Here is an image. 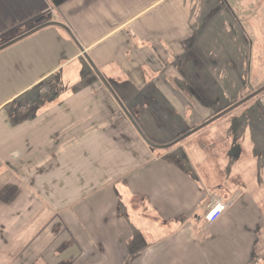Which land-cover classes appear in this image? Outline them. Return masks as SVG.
<instances>
[{
  "label": "rangeland",
  "instance_id": "rangeland-1",
  "mask_svg": "<svg viewBox=\"0 0 264 264\" xmlns=\"http://www.w3.org/2000/svg\"><path fill=\"white\" fill-rule=\"evenodd\" d=\"M219 4L221 7L214 12L215 16L207 18V21L211 19L213 26L204 24L206 18L196 14L198 32L209 30L202 34L209 38L200 39L201 35L196 34L197 47L192 49L191 55L182 58L181 68L172 72L170 78L164 72L149 70H138L131 79L125 72L108 75L112 79L118 75L120 81L127 84L113 89L145 136L156 145L176 141L264 87V0H219ZM24 32L22 35L29 31ZM22 35L8 42L0 40V47ZM34 37H28L0 52V106L12 98L1 106L0 122L10 115L9 120L3 123L7 137L12 140L17 132L29 133L23 136V145L30 147L33 141L41 145L37 152L39 168L36 169L39 195L48 197L50 192L61 193L62 198L54 203L60 209L58 214L61 210L67 214L69 207L76 209L75 216H67L68 224L64 226L67 230L56 233L59 235L46 247L49 264H89L92 261L99 264H157V253L142 256L144 247L149 244L141 226L144 224L150 231L156 229L161 215L157 206L158 191L169 195L172 193L169 188L176 191L177 184L183 188V197L176 194V199H183L178 218L183 223L182 228L193 230L198 239L206 230L209 235L208 227L211 225L205 222L208 208L216 201H224L229 208L219 225L213 228L215 250L219 249L221 253L225 246H229L228 254L238 260L237 264H241V247L236 241L242 235L247 241H253L245 261H264V94L176 147L157 150L141 139L89 63L85 62L82 67L81 62L85 60L77 66H70L75 67L76 72L71 73L68 80L64 78L65 73L62 74L67 71V66L34 91H31L34 88L24 91L33 78L28 77L30 70H18L17 47ZM137 58L140 60L141 56ZM188 59L196 64H186ZM45 70L43 66L37 71ZM159 76L162 80L156 81ZM200 82L201 85L204 82L205 86L201 87ZM78 95L80 102L84 100L81 104H68L76 102ZM66 97L68 101H73L64 103ZM57 107L61 109L56 110V114H66L75 107L76 114L85 119L62 121L57 126L64 128L63 132H57L59 135L46 136L45 126L36 133L33 129L37 127L35 123L39 116ZM82 122L84 135L71 132ZM67 127L70 129L69 135H65ZM24 129L28 132L25 133ZM51 129L47 128V132ZM6 146L16 147L14 144ZM52 147H80L78 153L85 147V158H80V155L77 168L75 165L69 168L78 172V182L77 176L70 173L65 185H62L61 179H56L57 183L53 185L54 178L50 180L49 175L55 173L53 169L57 167L55 158L53 162L49 161ZM31 164L22 166L19 173L22 182L26 180L28 183L32 179L31 172L35 168H31L34 165ZM134 167H138L136 175L132 171ZM144 170L148 175L141 177ZM177 175L186 177L183 184ZM8 179L12 180L5 183ZM15 180L10 171L0 175V185L14 182L19 188L12 186L14 194L11 191L7 195L0 194L3 197H0V201L6 204L13 202L23 187L22 205L29 208L27 198L31 194L24 186L29 188L30 184L19 185ZM143 180L147 184L145 193L148 195L150 192L149 197L146 199L140 191L133 197L132 184ZM43 190L47 192L43 193ZM92 193L96 198H92ZM46 201L49 202V199H40L39 206ZM113 201L116 203L115 210H112ZM48 205L52 206V203L42 206L43 215L36 214L29 220V223H37L32 226L33 231L27 229L17 237V243L23 247L20 260L15 264H46L43 247L51 240L49 232H58L60 225L56 224L57 220H53L51 225L47 224L51 212ZM132 208L135 217L129 219L127 214ZM46 210L48 213H43ZM103 218L109 220L107 225L102 223ZM161 222L170 226L176 219ZM225 230L227 232H223ZM71 231L76 235L72 233L71 236ZM152 235L155 238L149 242L151 244L157 242L153 232ZM37 236L34 247L25 248L26 239L30 237L34 241ZM64 244L67 246L61 249ZM185 256L184 261L188 263L192 255ZM8 257L12 258L9 255L4 258ZM173 259H179L178 263L182 260L178 253H174ZM172 261L167 264H174ZM218 262L215 258L214 264Z\"/></svg>",
  "mask_w": 264,
  "mask_h": 264
},
{
  "label": "crops",
  "instance_id": "crops-1",
  "mask_svg": "<svg viewBox=\"0 0 264 264\" xmlns=\"http://www.w3.org/2000/svg\"><path fill=\"white\" fill-rule=\"evenodd\" d=\"M220 7L219 0H0V40H7L8 42V40L22 35V31H30L43 23L60 22L67 26L74 34L77 42H79L89 56H91L95 65L111 83L110 85L112 87H125L127 84H123V81H120L121 79L118 75H114L113 79L109 76L125 72L131 79L138 70L143 72L149 70L150 72H164L168 75V78H170L172 72L179 71L182 66V58L191 55L192 49L197 47L195 41L198 37H196V34L201 35L200 39L208 40L209 38V36H202V34H206L209 30L198 32L197 26H195L197 25L196 14H200L206 18L204 24L213 26L210 23L211 19L207 21V18L215 16L213 15L214 12L219 10ZM198 9H201V12H198ZM40 19L44 20L37 25ZM211 30L212 27L210 31ZM40 32L41 33H37L38 35L34 34V38L29 39V41L25 43H21V45L17 47L18 56H16V64L18 70L20 72L30 70L28 73L31 74L28 77L33 78L26 84L24 91L26 89L30 91L32 88L34 89L31 91H34L38 87L46 84L53 76L62 72L67 66V71L62 74L65 73L64 78L68 80L70 74L76 72V68L70 66H77L79 62L85 60L83 63L81 62L83 67L85 62H87L78 46L71 41L66 31L49 27ZM137 56H141V59L139 60ZM192 62L195 63L191 59H188L186 64H192ZM140 65L142 67L147 66L148 69L146 67L141 69L138 67ZM43 66L46 70L44 72H38V68ZM159 80H162L161 76H159L156 81ZM157 86H159V84ZM163 86L167 85L163 84ZM75 98H80V95ZM11 99L12 98L3 102L2 105H5ZM81 99H83V97ZM72 101L73 99L68 101L66 97L63 102L68 103ZM79 102L78 99L76 102L68 104H78ZM68 104L66 106H69ZM75 107L72 108V111L69 109V112L66 114H56V110L61 109V107L52 108L51 111L41 114L38 121L36 120L35 123L37 127H34L33 130L37 133L45 126L44 130L46 131V136H52L54 134L59 135L60 133L57 132H63L64 130L63 127H57L62 121L85 119H82L76 114ZM9 116L6 115L3 118L4 121H8ZM4 121L0 122V138L2 137V142L0 143V175L2 173L4 175L10 171V173L13 174V178L16 179L15 182L17 181L19 185L23 184L24 186L25 183L30 184L28 186L29 188H27V186L24 187L28 189L29 194H31L30 197L27 198L29 201L28 203H30L29 208L26 206L27 209H25L26 207L23 208L25 205H22L21 197L24 193L23 187L21 191L19 190L20 193L13 202L6 204L0 201V264H15L20 260L21 248L23 247L22 245L19 246L17 243V237L27 229L30 232L33 231L32 226L37 225V223H29V220L36 214H42V206H44L45 203H52V206L48 205V207L50 206L51 212L49 213V222L47 224L51 225L55 220L59 222V218L57 217L60 215L65 217L66 214L63 213L62 210L61 213L58 214V210L60 209H57L54 204L58 199L62 198L63 195L61 193L55 192L54 194V192H50V196L42 197V194L39 195L38 187L36 188V186H39V176L36 170L39 168L37 152L39 150L38 147H41V145L33 141L30 147H25V145H23L25 140L23 136H28L29 133L18 134L17 132L15 138H12L14 142H12L11 138L4 134ZM83 126V122L79 123L71 132L81 135L82 132L85 131L83 130ZM49 127H52V129L48 133L47 128ZM55 128L57 131H55ZM67 128L68 130L65 135L70 134V129L69 127ZM27 132L28 131L25 130V133ZM40 134L41 133L38 135ZM84 134L85 133L82 135ZM61 137L64 139L63 135ZM11 144H14L16 147L6 146ZM79 148L80 147L51 148V159H49V161L51 160L50 162H53L52 159L55 158L54 162L57 167L53 169L55 173H50L49 175L50 180L54 178L52 181L53 185H56V179H61L63 181L62 185H65L66 180H69L70 173L71 175L77 176L75 178H77L76 180L78 182V172L75 170L71 171L69 168L71 165H75L77 168L78 161L81 160L79 159L80 155V158H85V147H82L80 150L82 154L81 152L78 153ZM35 154L36 159L34 158ZM31 162L34 164L31 168H35L31 172L34 176L32 175L30 177L32 179H30L28 183L26 180L22 182V176L19 174L22 170V166L28 167L32 165ZM46 164L50 163L46 162ZM137 170L138 167L132 168L134 175L137 174ZM57 171H59L58 176ZM141 172L143 173L141 177L148 175L146 170ZM134 175H131V177ZM177 176L179 182L183 184L186 177ZM63 178H65V180ZM9 180L12 179H8L5 183L9 182ZM12 186H14L15 189L17 188L14 182L4 186L0 185V194L7 195L9 191L14 194L15 189H12ZM146 187L147 184L145 180L141 181V183H133L131 187L132 194L134 193L133 197L140 191L147 199L150 192H148V195L145 193ZM181 188L182 186L180 184H177L176 191L172 190L174 188L170 187L169 189H171L172 193L169 195H166L165 192L158 191L159 202L157 206L161 212L159 223L156 229H152V231L147 230L144 224L141 226L142 233L144 237H147L148 243L154 241L155 237L152 235V232L157 237L158 252L156 257L158 264H167L171 262L174 253H178L179 257L182 258L179 263L177 262L179 259H173L172 262L174 264H214L215 258L216 261H219V264H237L238 260L232 259L227 252L229 246H225V250L222 249L223 252L221 253L219 249L215 250V229L213 228L218 226L217 223L219 222L209 226V235H207L208 230H206L200 239L197 237L195 238L193 230L181 227L183 223L182 221L180 223L178 218L183 199H176V194H178L179 197H183ZM60 190H62V188ZM44 192L46 193L47 191L43 190V193ZM2 195H0L1 199L3 198ZM44 198H46V200L49 199V202L46 201L39 206V200ZM66 206H69V204ZM146 206H148V203ZM132 210H134V208L131 209L130 214H127L129 215V219L130 217H135V213ZM43 213H48V211L46 210ZM53 214L54 216H52ZM23 216H25V220ZM139 219L142 220V218ZM169 219H176V222H173L170 226L162 224L161 221L166 223ZM142 221L144 223V220ZM186 230L187 232H185ZM223 232H227V230ZM49 235L51 240L45 244L43 247L44 250L54 238L52 232H49ZM237 240L238 246L241 247V264H264L263 260L246 262V253L250 245H253V241H247L242 235L241 238ZM37 241L38 236L34 241L29 237L26 239L25 243L27 244H25V246L27 247L25 248L30 249L34 247ZM8 255L12 256V258L8 257V259H5L4 257ZM185 255H192L188 263L184 261L186 258Z\"/></svg>",
  "mask_w": 264,
  "mask_h": 264
},
{
  "label": "water",
  "instance_id": "water-1",
  "mask_svg": "<svg viewBox=\"0 0 264 264\" xmlns=\"http://www.w3.org/2000/svg\"><path fill=\"white\" fill-rule=\"evenodd\" d=\"M43 20L44 19H40L38 21V23L43 22ZM49 27H57V28H60V29L66 31L68 33V35L73 40V42L78 46L81 54L86 59V61L89 63L90 67H92V69L95 72V74L102 81V83L104 84V86L106 87V89L109 91L110 95L113 97V99L115 100V102L117 103V105L119 106V108L122 110V112L124 113V115L130 121V123L134 127V129L137 131L138 135L141 137V139L150 148H153V149H157V150H162V149L163 150H167V149H170L172 147H176L177 145H179L180 143L184 142L185 140H187L191 136H193V135L201 132L202 130L210 127L211 125L215 124L219 120H221L224 117L228 116L232 112H234V111L238 110L239 108H241L242 106L246 105L248 102H250V101H252L254 99L256 100L257 97H259L262 94H264V87H262L261 89L255 91L254 93H252L248 97L244 98L242 101L238 102L237 104L233 105L232 107L228 108L227 110L223 111L222 113L216 115L215 117H213L209 121L203 123L202 125H200L197 128L193 129L189 133H187V134L181 136L180 138L176 139V141H173L172 143L167 144V145H156V144L152 143L145 136L146 134H144L143 130L139 127V125L136 122V120L133 119V116L131 115V113L129 112V110L127 109V107L124 105V103L121 101V99L119 98V96L117 95V93L115 92V90L113 89V87L110 85V83L108 82V80L105 78V76L101 73V71L95 65L94 61L91 59V56H89V54L86 52V50L79 44V42H77V39L74 36V34L64 24H61L60 22L43 23V24L39 25L38 27L32 29L28 33L22 35L21 37H19V38L15 39V40L11 41L10 43H8V44L0 47V52L6 50L7 48H10V47L18 44V43H20L21 41L27 39L28 37L33 36L34 34L40 32L42 29L49 28Z\"/></svg>",
  "mask_w": 264,
  "mask_h": 264
},
{
  "label": "trees",
  "instance_id": "trees-1",
  "mask_svg": "<svg viewBox=\"0 0 264 264\" xmlns=\"http://www.w3.org/2000/svg\"><path fill=\"white\" fill-rule=\"evenodd\" d=\"M200 85H201V82L199 83ZM205 85H204V82H203V84L201 85V87H204ZM204 94V93H203ZM263 95V94H262ZM149 192V191H148ZM141 193V192H140ZM101 194V193H100ZM92 198H96V195L94 194V193H92ZM116 209V203H114V201L112 202V210H115ZM75 208L74 207H69V211H68V213L65 215V217H63V215H60L59 216V220H60V222H58L57 223V225H59V230H58V232H53L52 231V233H53V235H54V237L55 236H57V235H59L60 233H62V232H64V231H66L67 229L66 228H64V226L65 225H67L68 224V218H67V216H69L70 214L71 215H73V216H75V214H76V212H75ZM112 210H110L109 212H111ZM76 218V217H75ZM222 219V218H221ZM220 219V220H221ZM103 220H104V218H103ZM220 220L218 221V222H220ZM102 223L104 224V225H107L108 223H109V220L107 219V220H104V221H102ZM218 225H219V223H217ZM106 230L108 229V228H105ZM79 232H81V231H79ZM56 233H59V234H56ZM71 233V236H73V234H75V233H73L72 231L70 232ZM73 233V234H72ZM76 235V234H75ZM147 243H148V241H147ZM145 244H146V242H145ZM149 245H147L146 244V247H144V249H143V251H142V256L143 257H147V256H149V255H151V254H156L157 252H158V243L157 242H155V243H152V244H150V243H148ZM67 246V244H64L63 246H62V248L61 249H63V248H65ZM102 246V245H101ZM44 252V254H43V256L45 255V258L48 256V250H47V248L43 251ZM91 255V254H90ZM42 256V257H43ZM43 261H41V263H42ZM45 263L46 264H49L50 262L49 261H47V258H46V260H45ZM89 264H99L98 262H94V261H92V262H88ZM158 264V263H157Z\"/></svg>",
  "mask_w": 264,
  "mask_h": 264
},
{
  "label": "built area",
  "instance_id": "built-area-1",
  "mask_svg": "<svg viewBox=\"0 0 264 264\" xmlns=\"http://www.w3.org/2000/svg\"><path fill=\"white\" fill-rule=\"evenodd\" d=\"M229 205L224 201H216L208 208V212L205 215V220L209 225L217 223L222 216L226 213Z\"/></svg>",
  "mask_w": 264,
  "mask_h": 264
}]
</instances>
